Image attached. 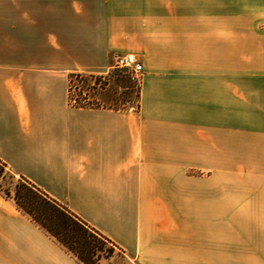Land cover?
<instances>
[{
  "label": "crops",
  "instance_id": "1",
  "mask_svg": "<svg viewBox=\"0 0 264 264\" xmlns=\"http://www.w3.org/2000/svg\"><path fill=\"white\" fill-rule=\"evenodd\" d=\"M126 54L137 108L71 104ZM0 162L132 264H264V0H0ZM0 264L81 263L0 193Z\"/></svg>",
  "mask_w": 264,
  "mask_h": 264
},
{
  "label": "trees",
  "instance_id": "2",
  "mask_svg": "<svg viewBox=\"0 0 264 264\" xmlns=\"http://www.w3.org/2000/svg\"><path fill=\"white\" fill-rule=\"evenodd\" d=\"M91 76L93 75L84 73H71L69 75L68 92L70 101H72V81ZM96 105V102H77L75 104L77 107L87 108H93ZM6 172H8L6 165L0 162V175H4ZM8 174L12 178L15 177L9 172ZM18 179L21 183L15 186L13 196L17 207L61 247L75 256L79 263L99 264L102 258L112 256L113 249H116L117 246L111 240L23 177H18ZM5 196L10 197L9 190L5 193Z\"/></svg>",
  "mask_w": 264,
  "mask_h": 264
},
{
  "label": "rangeland",
  "instance_id": "3",
  "mask_svg": "<svg viewBox=\"0 0 264 264\" xmlns=\"http://www.w3.org/2000/svg\"><path fill=\"white\" fill-rule=\"evenodd\" d=\"M142 74L138 79H134L126 69L113 67L107 74L74 79L71 84L72 101L70 102L75 105L77 102L93 103L98 99L100 106H121V110L135 109L139 105V84ZM91 83H97V87L93 89ZM19 183L21 182L18 177L12 178L8 172L4 175H0V193L5 195L9 190L10 196L13 198L15 186ZM99 264L132 263L116 248L113 249L111 257L102 258Z\"/></svg>",
  "mask_w": 264,
  "mask_h": 264
},
{
  "label": "built area",
  "instance_id": "4",
  "mask_svg": "<svg viewBox=\"0 0 264 264\" xmlns=\"http://www.w3.org/2000/svg\"><path fill=\"white\" fill-rule=\"evenodd\" d=\"M114 67L126 69L134 79H138L143 71L142 65L137 61L134 55L126 54L119 56L114 60Z\"/></svg>",
  "mask_w": 264,
  "mask_h": 264
}]
</instances>
